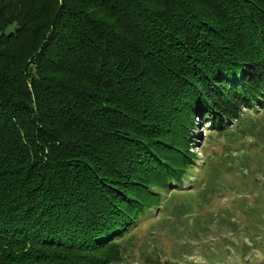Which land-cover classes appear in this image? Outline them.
<instances>
[{"label":"trees","instance_id":"16d2710c","mask_svg":"<svg viewBox=\"0 0 264 264\" xmlns=\"http://www.w3.org/2000/svg\"><path fill=\"white\" fill-rule=\"evenodd\" d=\"M154 211L181 264L264 251V0H0V264H121Z\"/></svg>","mask_w":264,"mask_h":264},{"label":"rangeland","instance_id":"374dc122","mask_svg":"<svg viewBox=\"0 0 264 264\" xmlns=\"http://www.w3.org/2000/svg\"><path fill=\"white\" fill-rule=\"evenodd\" d=\"M205 125H208V122H204ZM198 130L206 132L203 130V128L200 126ZM197 134V133H196ZM203 141V140H202ZM198 142V146L195 147V152L199 153L201 157H203V146H205L204 142ZM230 146L231 144L228 142H224L222 139H217L216 141H213L211 145L209 146L210 149L214 148L217 153L220 155L225 153V150L227 149V146ZM222 183H224L227 188H225V191L223 192L222 198H215L216 200L214 203L210 206H207L204 210V213H210L214 212L219 209H224V207L227 209L228 207L235 206L236 212L241 214V209L238 207L239 204L235 205L234 200H236V191L231 189L234 183H236V177L235 172L231 171L229 173H226L222 178ZM184 186L189 187L187 182H185ZM252 197V196H250ZM185 197H183V200ZM253 199V197H252ZM160 213L158 214L157 211H154L150 214V217H146L145 220L138 226L137 230L133 231L134 238L131 241V245L128 246V255L125 259V261L121 262V264H154L157 259H172L176 258L179 264L183 262V260L178 259L179 255V248L182 246V244H185V239L187 238V234H180L185 229L180 227V230H176L173 226H170L168 224H163L161 221ZM242 218L243 216L240 215ZM244 223V222H243ZM242 223V224H243ZM211 231L210 232H201L200 236L202 238L200 240H194L192 245V250L187 251V253H184L183 255H186L185 259H192L196 260V262H189V264H205L206 262L202 260V257L198 256L199 246L202 241L208 242L205 244L211 245L216 240L214 239L217 237L216 229L219 228V226L216 225L215 221L210 225ZM225 231V229H224ZM204 233V234H203ZM205 235V236H204ZM240 246L241 240L237 237L235 238ZM245 239L250 241L248 237L245 236ZM202 240V241H201ZM204 243V242H202ZM264 246V241L261 242ZM190 249V248H189ZM195 253V257H190L189 253ZM177 254V255H176ZM230 254V252H229ZM236 254V253H235ZM198 256V257H197ZM240 255H231L230 258L226 262H221L218 264H264V251L260 248L252 249L250 250V255L247 256L248 259L246 261L245 258L240 259ZM221 260V259H220Z\"/></svg>","mask_w":264,"mask_h":264},{"label":"clouds","instance_id":"9594fccd","mask_svg":"<svg viewBox=\"0 0 264 264\" xmlns=\"http://www.w3.org/2000/svg\"><path fill=\"white\" fill-rule=\"evenodd\" d=\"M197 146H198V145H197ZM197 146H196V147H197ZM194 150H195V147H194Z\"/></svg>","mask_w":264,"mask_h":264}]
</instances>
